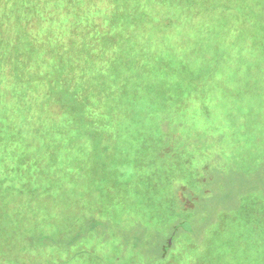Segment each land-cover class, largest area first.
Wrapping results in <instances>:
<instances>
[{
	"label": "rangeland",
	"instance_id": "1",
	"mask_svg": "<svg viewBox=\"0 0 264 264\" xmlns=\"http://www.w3.org/2000/svg\"><path fill=\"white\" fill-rule=\"evenodd\" d=\"M29 1L15 14L23 24L9 21L1 35L8 57L32 67L15 84L6 62L0 89L43 99L48 82L30 73L57 72L55 49L72 31L62 12L50 22L52 0ZM82 2L67 8L72 24L91 6L113 14L102 23H121L115 0ZM132 8V39L118 45L133 49L115 57L128 66L117 111L129 119L111 135L81 120L63 126L55 102L38 119L30 110L28 123L13 116L19 127L2 108L0 264H264V0ZM89 217L106 228L96 237L84 229Z\"/></svg>",
	"mask_w": 264,
	"mask_h": 264
},
{
	"label": "trees",
	"instance_id": "2",
	"mask_svg": "<svg viewBox=\"0 0 264 264\" xmlns=\"http://www.w3.org/2000/svg\"><path fill=\"white\" fill-rule=\"evenodd\" d=\"M52 1L55 6L52 9L50 8V22L60 18L59 15L60 12H62L64 16L58 19L59 22L67 23L72 31V35L68 40L70 43H66L68 46H60L55 49L60 59V68L57 72L39 70L36 73H30L29 79L33 80V78H39L38 81L44 80L48 82V90L39 95L43 99H39V97H30L32 91L29 94L28 92L31 88L24 91H17L7 87L0 89V92L4 94L3 100L7 103L5 106L0 104V113L3 111L2 108H7L8 110L12 108V111L9 112L8 115L13 121L11 123L18 126L14 118H17L20 122L25 121L28 123L27 115L30 110L36 111V119H38L41 117V113H43L45 107L55 102L54 105H59L60 108L63 107L58 114L63 126L69 127L74 124V120H81L86 123L85 129L93 132L92 135H98L103 132L111 135L113 128L112 124L115 120L129 119L127 114L117 111V102L120 96L118 92L120 88L128 87L123 80L125 78L123 72L127 70L128 66L127 64L117 65V58L115 57L119 53H129L133 49L124 50L121 46L128 47V45L120 43L121 46H119L118 44L120 41L132 39V33L134 31L132 26L135 23L137 24V18L140 17L136 9H131L132 2L136 0H115L117 6H112V9L115 7L119 8L121 17V23L117 27H114L112 23H108L109 25H107L102 23L105 21H101L105 19L107 20L106 22H109L112 19V13H104V8H92V6L85 12L87 14L86 16L82 14L77 18V22L72 24V17L71 20L68 17V14L70 16H72V14L67 8L73 5L77 7L83 6L84 3L82 0ZM52 1H45V5H47V2L51 3ZM94 1L98 2V0ZM31 4L33 3L29 0H19L13 4L5 3L0 5V73L5 63L9 62L11 64V74H13L14 78L17 80L15 84L23 83L22 81L27 77L25 72L31 69L32 63L30 59L21 60L16 57L13 59L8 57L7 41L9 40L1 35V29L5 24H9V21L11 24L22 25L23 22L20 20L21 18H16L15 14L18 11L24 10L26 6L29 8ZM100 9H102V13ZM60 25L62 24H59V26ZM55 27L56 29H62L58 26ZM116 37L120 38L118 42H115ZM107 41H110V43ZM19 52L20 49L17 53L19 54ZM109 54H112L111 60H104L106 55ZM118 69L120 72L116 74L115 71ZM56 89H60L61 91H55ZM82 94H85V96ZM28 101L34 102L33 106L29 105L27 103ZM0 103L2 102L0 101ZM12 104L14 106H11ZM45 116L46 113L42 117L45 118L44 120L47 118ZM92 118L96 122L92 120ZM102 118L103 121H100ZM2 120L4 122L8 119L4 116H0V122H2ZM65 133L66 132L63 130L56 132V134L60 135ZM29 161L30 166L36 163L34 160ZM103 226L104 225H101L98 219L89 217L84 224V229L89 235H95L96 237L99 235L101 228L106 229ZM177 228H184L183 223L177 225L176 229ZM77 236H80V233ZM67 240L68 238L61 246L69 251V248L75 246V243H73L71 239ZM166 246L168 245H164L165 249Z\"/></svg>",
	"mask_w": 264,
	"mask_h": 264
}]
</instances>
